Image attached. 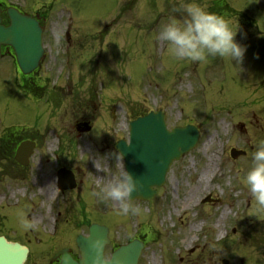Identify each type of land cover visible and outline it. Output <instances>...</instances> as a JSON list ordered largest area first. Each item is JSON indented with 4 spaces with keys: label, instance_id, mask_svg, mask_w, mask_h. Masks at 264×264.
<instances>
[{
    "label": "rangeland",
    "instance_id": "rangeland-1",
    "mask_svg": "<svg viewBox=\"0 0 264 264\" xmlns=\"http://www.w3.org/2000/svg\"><path fill=\"white\" fill-rule=\"evenodd\" d=\"M213 1L196 0L211 12L219 8ZM177 2L57 0L53 20H67L71 44L52 38V56L68 65L57 70L52 60L44 75L82 97L54 102L45 97L38 103L11 84L0 88V136L21 126L40 145L26 170L0 168V235L29 250L26 264H47L61 248L78 255L76 237L86 235L91 223L109 229L106 259L117 246L138 238L145 243L138 264H264V211L257 210L243 182L253 152L264 140L259 132L264 98L247 84L264 61V0L218 1L247 16L224 15L234 22L242 19L241 38L236 39L247 46L248 66L235 69L222 65L225 59L218 56L190 62L170 53L158 33ZM68 89L51 93L68 94ZM159 110L168 129L195 126L199 140L171 164L152 200L133 201L142 209L140 215H117L115 202L92 193L124 169L115 145L128 140V123ZM87 121L92 130L78 137L74 125ZM231 149L247 155L232 160ZM209 163L214 174L199 186ZM62 166L73 170L77 180L76 189L63 195L56 179ZM44 183L54 190L50 199L39 193ZM207 196L212 201L201 204ZM21 210L38 222L36 228L23 229Z\"/></svg>",
    "mask_w": 264,
    "mask_h": 264
},
{
    "label": "water",
    "instance_id": "water-1",
    "mask_svg": "<svg viewBox=\"0 0 264 264\" xmlns=\"http://www.w3.org/2000/svg\"><path fill=\"white\" fill-rule=\"evenodd\" d=\"M11 25L8 28L0 26V45L12 46L20 55L19 67L23 74L29 73L38 65L41 48V33L37 24L28 17L9 11ZM31 54V55H30ZM77 127L78 132H87L90 127L82 125ZM198 131L192 126L174 128L167 131L164 116L161 112L150 113L129 124V143L124 141L117 143V150L122 153L125 169L137 178L138 191L132 193V198L150 200L155 194L153 187H160L165 181V175L174 160H178L184 153L191 150L198 140ZM18 150L17 160L24 164L30 155L33 144H24ZM242 151H231L232 158L244 155ZM62 172H60L61 174ZM59 187L62 190L73 188L68 174L59 175ZM140 185V187H139ZM108 230L104 226L93 224L88 229L89 238L78 236L76 246L79 251V260H74L65 249L56 256L60 257L59 264H95L96 252L91 248V243L96 238L103 239L104 248L109 244ZM103 248V257H104ZM143 244L133 240L122 245L112 252L110 258L103 259L101 264H137ZM26 248L8 243L0 238V264H23L26 259ZM221 264H228L222 261Z\"/></svg>",
    "mask_w": 264,
    "mask_h": 264
},
{
    "label": "clouds",
    "instance_id": "clouds-1",
    "mask_svg": "<svg viewBox=\"0 0 264 264\" xmlns=\"http://www.w3.org/2000/svg\"><path fill=\"white\" fill-rule=\"evenodd\" d=\"M239 28L238 21L209 11L196 0H178L171 9L168 22L161 27L158 39L169 44V51L177 60L206 62L209 57L218 56L241 64L247 46L236 39ZM117 156L122 157V153ZM137 182V178L124 168L116 179L101 185L92 195L96 199L100 197L115 202L117 215L138 216L142 209L133 203L132 198V193L139 190ZM243 182L254 197L257 210L264 211V140L258 142ZM20 223L25 231L38 226L25 210L20 212ZM91 248L96 252L95 264H101L103 239L96 238Z\"/></svg>",
    "mask_w": 264,
    "mask_h": 264
},
{
    "label": "flooded vegetation",
    "instance_id": "flooded-vegetation-1",
    "mask_svg": "<svg viewBox=\"0 0 264 264\" xmlns=\"http://www.w3.org/2000/svg\"><path fill=\"white\" fill-rule=\"evenodd\" d=\"M16 1L17 0H0L1 25L5 27H8L10 25V20L7 12L8 9H16L21 14L31 16L38 22V25L42 30L43 55L38 68H36L28 75H22L17 65V52L9 46L2 45L0 48V88L11 84V86L15 87L16 89L22 90L24 93L31 96H47L49 98L52 97L53 99L67 97H70L73 100L80 99V97H82L80 96V93L77 92L75 94L72 89H68L69 85L66 83H60L49 87L51 83L49 82L48 77L44 75L46 69H48L47 67H45V70L43 71L44 66H48V63H51L52 60H55V64L58 63V70L59 68H62L61 61L64 60L61 56L60 58L52 56V38H60V36L62 35L67 46L69 47L71 44L70 36L67 35L69 31L67 24L64 21H60L59 24L58 22L56 23L53 20L54 0H44L42 2L35 1L32 4H28V2L23 0L22 1L24 4ZM218 1L219 0L213 1L212 4H217V6L221 8L223 5ZM64 26L65 30H62ZM58 32L60 33V35L57 34L56 36H54V33ZM236 38L241 37L237 36ZM56 59L59 61H57ZM219 59H225L220 61L221 64L223 65L225 63L229 68L231 67L232 69L237 68V66H248L246 57H244V60L241 64L232 62L227 58ZM49 69L52 70L53 68ZM43 75L45 77H43ZM251 83L254 88L261 93V97L264 98V61L263 65L256 72H253L252 74L250 73V75L247 77V84ZM62 86H66L70 93H51L52 91H55ZM46 90H48L47 95L45 93ZM262 115V113L259 114L261 119L263 118ZM253 117H256V115L253 114ZM261 132L264 134V127ZM21 138L22 134L20 131L14 133H4L3 136L0 137V168H22L15 161L14 157L16 147L20 143ZM56 262L51 264H56Z\"/></svg>",
    "mask_w": 264,
    "mask_h": 264
},
{
    "label": "bare ground",
    "instance_id": "bare-ground-1",
    "mask_svg": "<svg viewBox=\"0 0 264 264\" xmlns=\"http://www.w3.org/2000/svg\"><path fill=\"white\" fill-rule=\"evenodd\" d=\"M210 143V142H209ZM209 162L212 163V158L209 157ZM210 163H209V166L202 172L201 174V178H200V181H199V186L203 183V182H206L208 181V177L209 175H213L211 173V166H210ZM22 189L19 190V192H21ZM54 190L52 187H50V185L48 183H44L42 188L39 190V193L43 194L45 196L46 199H50L52 194H53ZM226 212L224 211L222 216H221V219L224 218ZM219 225V222H217L216 224V227ZM200 227V225H197V228Z\"/></svg>",
    "mask_w": 264,
    "mask_h": 264
}]
</instances>
